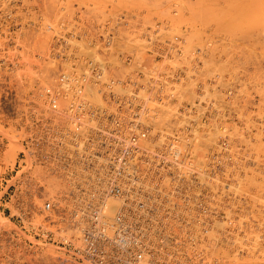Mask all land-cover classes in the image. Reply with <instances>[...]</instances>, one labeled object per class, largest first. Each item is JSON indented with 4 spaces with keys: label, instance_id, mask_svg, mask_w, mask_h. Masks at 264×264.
Here are the masks:
<instances>
[{
    "label": "rangeland",
    "instance_id": "rangeland-1",
    "mask_svg": "<svg viewBox=\"0 0 264 264\" xmlns=\"http://www.w3.org/2000/svg\"><path fill=\"white\" fill-rule=\"evenodd\" d=\"M227 1L0 0V264H91L58 242L71 231L44 209L67 188L66 166L76 149L71 137L88 136L98 126L92 120L85 129L74 127L71 111L62 110L66 102L52 110L46 90L58 87L62 72L90 59L105 66L101 81L86 87L94 108L115 104L111 114L119 102L133 101L148 125L141 128L142 150L179 153L176 162L171 156L154 163L159 184L169 161L182 168L174 187L169 179L172 188H159L173 199L160 207L167 217L159 221L163 264H264V89L257 87H264V27L261 42L217 31L208 11H231ZM251 40L261 44L252 47ZM220 174L225 188L215 204ZM214 216L224 220L222 227ZM220 228L217 243L210 236ZM205 232L215 241L207 248Z\"/></svg>",
    "mask_w": 264,
    "mask_h": 264
},
{
    "label": "built area",
    "instance_id": "built-area-1",
    "mask_svg": "<svg viewBox=\"0 0 264 264\" xmlns=\"http://www.w3.org/2000/svg\"><path fill=\"white\" fill-rule=\"evenodd\" d=\"M95 60L74 64V70L60 74L56 89L48 87L46 90L52 110L60 111L61 102H66L62 110L72 112L69 113L74 118V127L85 129L87 122L92 120H98V126L96 131H87L88 136L71 137L76 149L71 152L70 163L66 166L67 188L60 196L50 197L44 209L51 213L49 217L57 216L67 223L63 231H71V234H65L58 242L83 261L163 264L164 254L158 240L159 221L167 217L161 215L160 207L173 199L169 192H159V188L174 187L173 182L182 168L169 161L172 166L166 169L169 174L162 169L165 182L159 184L161 170L154 163H165L171 156L176 162L179 153L176 150H142L141 140L145 137H140L144 136L141 128L148 125H142V108L133 101L119 102L117 113L111 114L109 108L115 104L94 108L95 105L89 103L86 87L101 81L105 75V66ZM114 81L108 82L107 87L113 88ZM136 92L137 89L131 90L132 94ZM134 116L138 118L135 123L131 119ZM112 122L116 123L113 128ZM130 131H136L139 137ZM96 132L107 134L95 135ZM169 179L172 187L166 184ZM111 209L113 217H110ZM45 235L52 238V233Z\"/></svg>",
    "mask_w": 264,
    "mask_h": 264
},
{
    "label": "bare ground",
    "instance_id": "bare-ground-1",
    "mask_svg": "<svg viewBox=\"0 0 264 264\" xmlns=\"http://www.w3.org/2000/svg\"><path fill=\"white\" fill-rule=\"evenodd\" d=\"M196 1H197V0H196ZM201 1H202V0H201ZM226 1H227V0H225V2H226ZM230 1L233 2L232 4L234 5V7H233V9H232V10H234V11H232V10L230 9V10L232 11L231 14H230L231 11H228V10H229L228 8H226V10L228 9V10L226 11V10H224V9H222V8H221V9H220V8L218 9V7H215V6H213L214 8H213V7L209 8L210 6L208 7V8H209V11H208V10H207V11L209 12V14L212 13V15H209V16H211V18H212V17L214 18V19L212 18V20L210 19L211 22L215 23V25H213V26H215V28H216V27L219 28V30H217V28H216V30H217V31H220V32L222 31V32H224L225 34H228V35H229V34L231 35L232 33H234V35L237 34V35H236L237 37H238V36H245V35H246V36H248V38H249V36H250V37H252L251 39H252L254 42H256L257 40H258L259 42H261V40H259V37H257V36H261V35H262L261 32H263L262 29H263V27H264V25H263V23H264V10L260 11V7L262 6V5L260 6V4H262V3H260V1L263 2V0H230ZM230 1L228 0L227 2L230 3ZM203 2H204V0H203ZM225 4H226V3H225ZM227 4H228V3H227ZM228 5H229V4H228ZM228 5H227V6H228ZM202 6H203V5H202V3H201V7H202ZM205 6H206V5H204V7H205ZM228 7H231V6H228ZM212 8H213V9H212ZM215 8H216V9H215ZM231 8H232V7H231ZM214 9H215V10H214ZM261 9H262V8H261ZM197 11H200V12H198V13H200V14H198V16L200 15L198 18L201 19V21H203L204 19H205L206 23H208V22L210 21V20H207V19L205 18V14L202 15V13H201L202 10H201V9H200V10L197 9ZM211 11H213V12L215 11L216 13L213 14V12H211ZM217 13H218V15H217ZM247 13H248V15H246ZM196 15H197V14H196ZM213 15H215V17H214ZM216 15H217V16H216ZM246 16H247L248 18L250 17V18H249V19H250L249 22L251 21V16L253 17L252 22L250 23V25H249V22H248L247 25H246V23L244 22V19H245ZM200 17H201V18H200ZM216 17H219V19L217 20ZM213 20H216V21H213ZM246 20H247V19H246ZM205 21H204V23H205ZM217 22H218V24L216 25ZM204 23H203V24H204ZM208 24H210V22H209ZM251 24H252V25H251ZM206 25H207V24H206ZM249 26H250V27L252 26V27H251L252 30L250 29ZM210 30H211V29H210ZM237 30H241V31H239V32H242V33H241L242 35H241V34H238V33H237V32H238ZM259 30H260V33L257 32V31H259ZM236 31H237V32H236ZM235 32H236V33H235ZM209 33H210V32H209ZM216 33H217V32H216ZM243 33H244V34H243ZM259 34H260V35H259ZM234 35H233V36H234ZM263 35H264V34H263ZM223 36H224V34H223ZM231 36H232V35H231ZM236 36H235V37H236ZM225 38H226V37H225ZM229 38H231V37H229ZM233 38H234V37H233ZM245 38H247V37H245ZM257 38H258V39H257ZM237 39H238V38H237ZM239 39H240V37H239ZM241 39H242V38H241ZM262 39H263V38H262ZM245 40H246V39H245ZM247 40H249V39H247ZM252 40H251V41H252ZM228 41H229V40H228ZM253 41H252V42H253ZM246 42H247V41H246ZM252 42H251V43H252ZM254 42H253V45L251 44L252 47H254V44H255ZM262 42H263V40H262ZM232 43H233V42H232ZM249 43H250V41H249ZM257 43H258V42H257ZM257 43H256V44H257ZM222 44H223V43H222ZM236 44H237V43H236ZM256 44H255V46H256ZM258 44H261V43H258ZM263 45H264V44H262V46H263ZM220 46H221V45H220ZM226 46H227V45H226ZM226 46H225V47H226ZM230 46H231V45H230ZM257 46H259V45H257ZM234 47H235V46H234ZM263 47H264V46H263ZM218 48H219V47H218ZM223 48H224V47H223ZM259 48H260V47H259ZM221 49H222V48H221ZM237 49H238V48H237ZM240 49H241V48H240ZM240 49H239V50H240ZM260 49H261V48H260ZM263 49H264V48H263ZM224 51H226V50H224ZM247 51H248V50H247ZM230 52H232V51H230ZM255 52H256V51H255ZM255 52H254V53H255ZM240 53H241V52H240ZM243 53H244V52H243ZM243 53H242V54H243ZM256 53H257V52H256ZM251 55H252V52H251ZM243 56H244V55H243ZM246 56H247V55H246ZM250 59H251V58H250ZM246 60H247V59H246ZM251 60H252V59H251ZM248 61H249V60H248ZM250 63H251V62H250ZM258 63H259V61H258ZM225 64H226V63H225ZM236 64H237V63H236ZM259 64H260V63H259ZM228 65H229V64H228ZM101 66H103V65L101 64ZM247 67H248V64H247ZM257 68H258V67H257ZM261 69H262V68H261ZM263 69H264V68H263ZM263 69H262V70H263ZM220 70H221V69H220ZM259 70H260V69H259ZM259 70H258V71H259ZM254 72H255V71H254ZM263 72H264V71H263ZM263 72H262V73H263ZM260 73H261V72H260ZM262 73H261V74H262ZM252 74H254V73H252ZM255 74H256V73H255ZM261 74H259V75H261ZM256 75H257V74H256ZM263 75H264V74H262V76H263ZM262 76H261V78H263V80H264V77H262ZM250 77H251V76H250ZM252 77H253V76H252ZM258 77L260 78V76H258ZM258 77L255 76L256 81H260L259 79H257ZM255 78L253 77V79H255ZM251 79H252V78H251ZM261 83H262V82H261ZM259 84H260V82H259ZM262 84H263V83H262ZM257 87L260 89V91L264 89V87H263V88H262V87H259V86H257ZM255 89H256V87H255ZM257 91H258V90H257ZM263 92H264V91H262V93H263ZM260 96H261V95H260ZM262 96H263V95H262ZM263 98H264V97H263ZM263 98H261V99H263ZM89 103H90V102H89ZM252 103H253V102H252ZM255 104H256V102H255ZM258 104H259V103H258ZM258 107H259V106H258ZM262 107H263V106H262ZM259 108H260V107H259ZM262 110H263V109H262ZM259 114H260V113H259ZM247 118H248V117H247ZM260 118H261V117H260ZM142 123H143V122H142ZM97 124H98V123H97ZM105 126H108V123H105ZM261 131H262V130H261ZM129 133H135L136 136L139 137V136L137 135V132H135V131H130ZM260 133H261V132H260ZM259 135H260V134H259ZM255 136H256V134H255ZM255 136H254V137H255ZM257 136H258V135H257ZM140 137H146V136H140ZM240 141H241V140H240ZM244 141H245V140H244ZM248 141H249V140H248ZM258 141H259V140H258ZM256 142H257V141H256ZM263 142H264V141H263ZM253 143H254V142H253ZM253 143H252V144H253ZM260 143H261V142H260ZM250 144H251V143H250ZM256 145H257V144H255V146H256ZM260 145H261V144H260ZM260 145H259V146H260ZM249 146H250V145H248V147H249ZM257 146H258V145H257ZM259 146H258V148H259ZM246 147H247V146H246ZM246 147H245V148H246ZM253 147H254V145H253ZM261 147H262V145H261ZM234 148H235V147H234ZM263 148H264V147H263ZM235 150H236V149H235ZM244 150H245V149H244ZM259 150H260V149H259ZM262 150H264V149H262ZM254 151H255V150H254ZM256 151H257V150H256ZM260 151H261V150H260ZM262 152H263V151H262ZM256 153H257V152H256ZM258 154H259V153H257V156H255V157L259 159L261 156L259 157ZM261 154H262V153H261ZM261 154H260V155H261ZM262 157H263V156H262ZM232 158H233V157H232ZM245 158H246V156H245ZM221 159H222V158H221ZM223 161H224V160H223ZM260 161H261V160H260ZM260 161H259V162H260ZM259 162H258V163H259ZM225 163H226V161H225ZM225 163H224V164H225ZM229 163H230V162H229ZM226 165H228V164H226ZM229 165H230V164H229ZM205 166H207V165H206V162H205ZM231 166H233V165H230V167H231ZM228 167H229V166H228ZM230 167H229V168H230ZM247 167H248V164L245 166V168H247ZM249 167H250V166H249ZM249 167H248V168H249ZM222 168H223V167H222ZM222 168H221V169H222ZM229 168H228V169H229ZM250 168H251V167H250ZM216 169H217V168H216ZM225 169H227V168H225ZM228 169H227V170H228ZM230 169H231V168H230ZM245 170H246V169H245ZM249 170H251V169H249ZM252 170H253V169H252ZM254 170H255V169H254ZM258 170H259V169H257V171H258ZM241 171H242V170H241ZM257 171H256V172H257ZM219 172H220V171H219ZM230 172H231V170H230ZM232 172H233V171H232ZM232 172H231V173H232ZM236 172H237V171H236ZM259 172H260V171H259ZM220 173H221V172H220ZM257 173H258V172H257ZM253 174H254V173H253ZM255 174H256V173H255ZM255 174H254V175H255ZM259 174H261V173H259ZM226 175H227V174H226ZM262 175H263V174H262ZM250 176H251V175H250ZM219 178H220V181H221V182H219V184L216 185V188H218V189L216 190L215 204L217 203V201H219V200H217L218 197H220V196L222 195V192H223V191H221V190L225 188V187L223 188V187L221 186V185H223L222 183H224V182L222 181L223 178H222L221 174L219 175ZM238 178H239V177H238ZM250 178H251V179H250ZM249 179H250L251 181L254 180V178L252 179V177H249ZM225 180H226V179H225ZM225 180H224V181H225ZM240 180H241V178H240ZM245 180H246V179H245ZM208 181H209V180H207V178H206V182H208ZM254 181H255V180H254ZM241 182H242V181H241ZM226 183H227V182H226ZM238 183H239V182H238ZM241 184H242V183H240V185H241ZM249 184H250V183H248V185H249ZM255 184H256V183H255ZM252 185H253V184H252ZM230 186H231V184H230ZM246 186H247V185H245V188H246ZM250 186H251V184H250ZM250 186H249V188H250ZM253 186H254V185H253ZM233 187H234V186H233ZM233 187H232V188H233ZM257 187H258V186H257ZM228 188H231V187H228ZM237 189H239V188L237 187ZM250 189H251V188H250ZM258 189H259V188H258ZM260 189H261V188H260ZM235 190H236V189H235ZM235 190H234V191H235ZM240 190H241V188H240ZM243 190H244V189H243ZM254 190H255V189H254ZM226 191H227V190H226ZM234 191H233V192H234ZM236 191H237V190H236ZM248 191H249V189H248ZM260 192H261V191H260ZM223 193H224V192H223ZM226 193H227V192H226ZM231 193H232V192H231ZM237 193H238V192H237ZM261 193H262V192H261ZM234 194H235V192H234ZM259 194H260V193H259ZM263 194H264V193H263ZM216 196H218V197H216ZM225 196H226V195H225ZM229 196H230V195H229ZM234 196H235V195H234ZM253 197H254V196H253ZM253 197H252V198H253ZM256 197H257V196H256ZM235 198H236V197H235ZM235 198H234V199H235ZM219 199H220V198H219ZM221 199H222V198H221ZM258 199H259V198H258ZM253 200H255V198H254ZM222 201H223V200H222ZM225 201H226V200H225ZM253 202H254V201H253ZM258 202H260V200H259ZM236 204H237V203H236ZM212 205H213V204H212ZM224 206H225V205H224ZM254 206H255V205H254ZM210 207H211V205H210ZM219 207L222 208L221 206H219ZM255 207H256V206H255ZM263 207H264V205H263ZM226 208H227V207H226ZM259 208H260V207H259ZM213 209H216V210H217L216 207L213 208ZM112 210H113V209H112ZM216 210H214V211L216 212ZM220 210H221V209H220ZM227 210H228V209H226L225 211H227ZM227 212H228V211H227ZM217 213H218V210H217ZM217 213H216V214H217ZM221 213H222V212H221ZM260 213H261V212H260ZM217 215H218V214H217ZM222 215H223V214H222ZM225 215H226V212H225ZM235 216H236V215H235ZM259 216H262V215L259 214ZM110 217H113V211L110 213ZM254 217H255V216H254ZM219 218H220V216H219ZM262 218H263V217H262ZM217 219H218L217 216H216V217L214 216L213 221L216 222V224L218 223V224L220 225V227H222V221L224 222V220H222L221 222H218V221H220V219H218V220H217ZM237 219H238V218H237ZM252 219H253V218H252ZM239 220H240V223H241L242 220H241V219H239ZM207 221H208V220H207ZM225 222H226V221H225ZM261 222H262V221H261ZM233 223H234V222H233ZM237 223H238V222H237ZM206 224H207V223H206ZM238 224H239V223H238ZM249 224H250V223H249ZM219 225H218V226H219ZM223 225H224V224H223ZM236 225H237V224H236ZM239 225H240V224H239ZM241 225H242V224H241ZM261 225H262V224H261ZM233 226H234V225H233ZM233 226H232V227H233ZM204 227H206V226H204ZM238 227H239V226H238ZM238 227L235 226L236 229H237ZM217 229H218V228H217ZM205 230H206V229H205ZM215 230H216V229H215ZM219 230H220V231H215V232L213 231L214 233L212 232V230L210 231L211 234H212V233L214 234V236H213V234H212V235L209 234V235H211L210 237H214L215 239L210 238L209 235L207 234V232H205V234H207V235L204 236V237H205V238H204V242L206 241V244H205V247H206V248H207V244L209 243L208 241L211 242L212 240H215L217 243H220V235L222 234L223 231L221 232V228H220ZM238 230H239V228H238ZM230 231H231V230H230ZM235 231H236V230H235ZM236 232H237V231H236ZM236 232H234V234H235ZM223 233H224V232H223ZM232 233H233V232H232ZM249 234H250V233H249ZM222 235H223V234H222ZM235 235H236V234H235ZM224 236H225V235H224ZM232 236H233V235H232ZM236 236H237V235H236ZM238 236H240V235H239V232H238ZM208 237H209L210 239H212V240H209ZM221 237H222V236H221ZM207 238H208V240H207ZM223 238H224V237H223ZM227 238H228V237H227ZM236 238H237V237H236ZM236 238H235V239H236ZM242 239H243V238H242ZM242 239H240V240H242ZM233 240H234V239H233ZM247 240H248V239H247ZM215 241H213V242H215ZM235 241H237V240H235ZM213 242H211V243L214 244ZM222 242H223V241H222ZM235 243H236V242H235ZM240 243H241V242H240ZM259 243H260V242H259ZM259 243H256V244L258 245ZM212 244H211V245H212ZM246 244H247V243H246ZM246 244H243V245H246ZM260 244H261V243H260ZM227 245H228V244H227ZM238 245H239V244H238ZM243 245H242V246H243ZM249 245H250V244H249ZM232 246L235 247L234 245H232ZM208 247H209V246H208ZM213 247H214V249H215L216 246H213ZM217 247H220V248H218V251H219V253H220V252H221L220 249L223 250V248H221V247H222L221 244H219V246H217ZM229 247H230V246H229ZM236 247H237V246H236ZM248 247H249V246H248ZM206 248H205V249H206ZM231 248H232V247H231ZM231 248H230V249H231ZM238 249H240V247H239ZM241 250H244V248H243V249L241 248ZM218 251H217V252H218ZM225 251H226V250H225ZM227 251H228V249H227ZM235 251H236V249H235ZM235 251H234V253L237 252V251H236V252H235ZM238 251H239V250H238ZM241 252H242V251H241ZM241 252H240V253H241ZM244 252H245V250H244ZM244 252H243V253H244ZM246 252H247V251H246ZM226 253H227V252H226ZM226 253H224L223 255H225ZM238 253H239V252H238ZM238 253H237V254H238ZM228 254H229V253H228ZM232 254H233V253H232ZM233 255H234V254H233ZM241 255H242V254H241ZM218 256H219V255H218ZM220 256H221V255H220ZM244 256H245V255H244ZM230 257H231V256H230ZM230 257H229V258H230ZM247 257H248V256H247ZM220 258H221V257H220ZM235 258H238V257H237L236 255H234V259H235ZM238 259H239V258H238ZM238 259H237V260H238ZM245 259H246V258H245ZM245 259H244V260H245ZM237 260L235 259V261H237ZM235 261H234V263H236ZM241 261H243V260H241ZM258 261H259V260H258ZM238 262H239V261H238ZM249 262H250V261H249ZM240 263H241V262H240ZM250 263H251V262H250ZM253 263H254V262H253Z\"/></svg>",
    "mask_w": 264,
    "mask_h": 264
}]
</instances>
